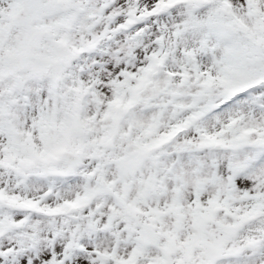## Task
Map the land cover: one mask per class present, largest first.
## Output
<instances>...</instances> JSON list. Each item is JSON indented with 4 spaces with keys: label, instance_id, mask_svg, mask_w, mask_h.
Segmentation results:
<instances>
[{
    "label": "snow or ice",
    "instance_id": "6c2138e0",
    "mask_svg": "<svg viewBox=\"0 0 264 264\" xmlns=\"http://www.w3.org/2000/svg\"><path fill=\"white\" fill-rule=\"evenodd\" d=\"M0 264H264V0H0Z\"/></svg>",
    "mask_w": 264,
    "mask_h": 264
}]
</instances>
